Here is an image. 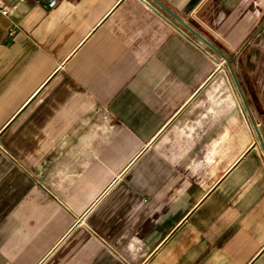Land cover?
<instances>
[{
    "label": "crops",
    "instance_id": "0c3cea01",
    "mask_svg": "<svg viewBox=\"0 0 264 264\" xmlns=\"http://www.w3.org/2000/svg\"><path fill=\"white\" fill-rule=\"evenodd\" d=\"M2 1L0 264H264V0Z\"/></svg>",
    "mask_w": 264,
    "mask_h": 264
},
{
    "label": "built area",
    "instance_id": "2783aa9c",
    "mask_svg": "<svg viewBox=\"0 0 264 264\" xmlns=\"http://www.w3.org/2000/svg\"><path fill=\"white\" fill-rule=\"evenodd\" d=\"M26 0H15L16 3L24 2ZM43 1V0H36ZM47 8L53 9L57 6L58 0H46ZM0 12L3 15H8L10 13V7H8L2 0H0Z\"/></svg>",
    "mask_w": 264,
    "mask_h": 264
},
{
    "label": "water",
    "instance_id": "95a60500",
    "mask_svg": "<svg viewBox=\"0 0 264 264\" xmlns=\"http://www.w3.org/2000/svg\"><path fill=\"white\" fill-rule=\"evenodd\" d=\"M156 1V0H155ZM157 3H159L160 4V2H158V1H156ZM170 12V11H169ZM171 14H172V12H170ZM174 17H176L174 14H172ZM178 19V18H177ZM179 21L183 24V26H185L189 31H191L193 34H195V35H197L199 38H201L202 40H204L205 42H207L208 44H210V42H208L203 36H201L199 33H197L195 30H193L189 25H187L185 22H183V21H181L180 19H179ZM210 46H212L211 44H210ZM213 47V46H212ZM215 50H216V48L215 47H213ZM263 147H264V145H263Z\"/></svg>",
    "mask_w": 264,
    "mask_h": 264
},
{
    "label": "rangeland",
    "instance_id": "374dc122",
    "mask_svg": "<svg viewBox=\"0 0 264 264\" xmlns=\"http://www.w3.org/2000/svg\"><path fill=\"white\" fill-rule=\"evenodd\" d=\"M243 51H241L240 50V52H239V54H238V56H237V59H238V65H240L241 64V62H242V60H243ZM221 63H223V62H221ZM225 64H226V62H224ZM238 77H239V73H237L236 74Z\"/></svg>",
    "mask_w": 264,
    "mask_h": 264
}]
</instances>
